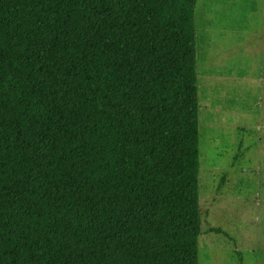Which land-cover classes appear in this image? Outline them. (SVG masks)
I'll return each mask as SVG.
<instances>
[{
	"label": "trees",
	"instance_id": "16d2710c",
	"mask_svg": "<svg viewBox=\"0 0 264 264\" xmlns=\"http://www.w3.org/2000/svg\"><path fill=\"white\" fill-rule=\"evenodd\" d=\"M196 0H0V264H198Z\"/></svg>",
	"mask_w": 264,
	"mask_h": 264
},
{
	"label": "rangeland",
	"instance_id": "374dc122",
	"mask_svg": "<svg viewBox=\"0 0 264 264\" xmlns=\"http://www.w3.org/2000/svg\"><path fill=\"white\" fill-rule=\"evenodd\" d=\"M198 264H264V0H196Z\"/></svg>",
	"mask_w": 264,
	"mask_h": 264
}]
</instances>
